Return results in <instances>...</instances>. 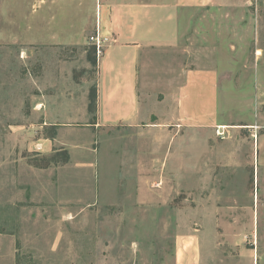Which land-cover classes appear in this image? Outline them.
<instances>
[{
  "label": "rangeland",
  "instance_id": "rangeland-1",
  "mask_svg": "<svg viewBox=\"0 0 264 264\" xmlns=\"http://www.w3.org/2000/svg\"><path fill=\"white\" fill-rule=\"evenodd\" d=\"M100 2L0 0V264H174L178 233L207 218L247 235L227 207L264 205V0L182 11L178 42L140 53L136 123L113 127H96ZM196 70L219 74L222 127H178Z\"/></svg>",
  "mask_w": 264,
  "mask_h": 264
},
{
  "label": "crops",
  "instance_id": "crops-1",
  "mask_svg": "<svg viewBox=\"0 0 264 264\" xmlns=\"http://www.w3.org/2000/svg\"><path fill=\"white\" fill-rule=\"evenodd\" d=\"M218 2L220 0H101V5L97 3L100 36L106 42L98 65L96 127L136 123L138 60L142 49L177 43L181 12L213 7ZM218 77L215 71L186 73L176 103L178 127L201 131L202 128L223 126L217 121L221 110ZM254 128L252 172L254 167L264 165V135L257 132V126ZM46 142L49 141L38 145L40 151L49 150L51 146ZM227 208L232 212L241 209L250 213L247 235L233 233L237 219L227 223L222 233L218 220L206 218L199 226L176 235L174 264L223 263L218 251L226 249L225 245L229 249L237 248V264H264V229H259L260 224L264 225V217L258 215L264 213V205L252 200L250 205ZM225 229L231 233L223 240Z\"/></svg>",
  "mask_w": 264,
  "mask_h": 264
},
{
  "label": "built area",
  "instance_id": "built-area-1",
  "mask_svg": "<svg viewBox=\"0 0 264 264\" xmlns=\"http://www.w3.org/2000/svg\"><path fill=\"white\" fill-rule=\"evenodd\" d=\"M89 40L91 41L92 45L95 47L96 52L100 53V50L103 48L106 39L100 36V24L99 20L96 22V30L92 36H90Z\"/></svg>",
  "mask_w": 264,
  "mask_h": 264
}]
</instances>
